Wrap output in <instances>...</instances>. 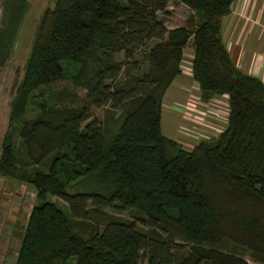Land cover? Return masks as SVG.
I'll return each mask as SVG.
<instances>
[{
    "label": "trees",
    "instance_id": "trees-1",
    "mask_svg": "<svg viewBox=\"0 0 264 264\" xmlns=\"http://www.w3.org/2000/svg\"><path fill=\"white\" fill-rule=\"evenodd\" d=\"M170 1L56 0L41 16L0 155V177L36 191L15 264H264V81L224 42L237 0H178L193 14L175 28ZM29 8L3 1L0 69ZM187 46L201 100L229 103L191 150L162 128Z\"/></svg>",
    "mask_w": 264,
    "mask_h": 264
},
{
    "label": "rangeland",
    "instance_id": "rangeland-1",
    "mask_svg": "<svg viewBox=\"0 0 264 264\" xmlns=\"http://www.w3.org/2000/svg\"><path fill=\"white\" fill-rule=\"evenodd\" d=\"M3 1L0 0V25L3 17ZM55 1L30 0V8L20 27L13 55L5 66L0 69V155L5 136L10 131L11 102L15 97L16 88L24 76L35 32L44 11L48 7H53ZM192 14L193 11L185 4L178 0H171L166 12L160 13V16L165 19L166 25L169 28H175L183 25ZM223 22L224 42L228 46L235 63L242 68H246L244 60L251 59L250 67L248 66L249 70H252V66L255 68V66L259 65L264 69V62L259 61V58L261 59L259 56L264 53V0H237L232 12L223 19ZM189 51L191 50L189 49L187 52ZM117 60L126 63V66L130 65L131 71L136 72L137 67H135V63L136 61L137 63H142L143 57L141 53H138L130 60H127L124 53H121L117 55ZM191 62V60L186 59L182 63L185 75L183 74L178 81L176 80L177 83L173 84L174 87L173 85L170 87V89L173 88L166 96V103L178 101L180 106L179 104H173L169 108L165 104L162 128L163 133L167 137L176 140H184L190 134L189 142L194 143L193 146H195V144L207 139L204 138V135L207 133L202 129L190 131L189 126H192L194 122L184 118V116L193 117L195 112L183 110L182 115L181 109H185L184 106L188 105L189 99L199 100L197 97L199 92L196 90L199 87L198 83L194 82L193 78L187 77V74H192L191 70L188 69L189 66H187L192 65ZM140 67L142 70H145L147 63H142ZM70 70L73 71L72 69ZM64 85L73 89L68 80L61 82L58 87ZM176 88L177 90H175ZM74 90L82 97L85 96V90L78 88ZM221 107L220 116L223 115L227 119V107L226 105ZM93 113L96 119L102 120L107 113V107L93 109ZM168 113H173V115L169 116ZM30 117H33V115H30ZM208 120H213V117L209 116ZM169 122L174 124L173 129L169 128ZM175 126L177 129H175ZM215 133L211 131L208 132V135L214 136ZM13 139L15 146H19L21 143L20 137L15 135ZM183 146L186 149H192L188 145ZM51 199L67 210V205L62 200L56 197H51ZM35 203L36 191L33 187L14 179L0 177V264H15L22 236ZM245 257L249 261H253L248 254H245Z\"/></svg>",
    "mask_w": 264,
    "mask_h": 264
},
{
    "label": "crops",
    "instance_id": "crops-1",
    "mask_svg": "<svg viewBox=\"0 0 264 264\" xmlns=\"http://www.w3.org/2000/svg\"><path fill=\"white\" fill-rule=\"evenodd\" d=\"M227 48H228V46H227ZM191 50V51H189V52H187L188 50ZM229 50V49H228ZM230 51V50H229ZM231 53V52H230ZM251 57V56H250ZM259 57H261V59L259 58V61L260 62H264L263 60H264V53H263V55H261V56H259ZM233 58V57H232ZM186 59L187 60H191L192 62V65H193V59H194V51H193V48L191 49V47L190 46H187V48H185V50H184V59H183V62L184 61H186ZM233 60H234V58H233ZM182 62V63H183ZM234 62H235V60H234ZM244 62L246 63V68H242L241 66H239L238 64V66L241 68V69H243L244 71H246V72H248V73H250V74H252V75H255V76H258V77H260L262 80H264V69L262 68V66L261 65H259V66H255V68L252 66V70L250 69L249 70V68H248V66L250 67V63L252 62L251 61V59H245L244 60ZM188 64V63H187ZM248 64V65H247ZM192 65H187V66H189L188 67V69L189 70H191V73H192ZM183 74H184V69L182 68V73H181V75H179L176 79H175V81L177 80L178 81V79L180 78V77H182L183 76ZM190 74V73H189ZM185 75V74H184ZM187 77H190V78H193V73L191 74V75H188L187 74ZM194 79V78H193ZM174 81V82H175ZM177 81L174 83H172V85L174 84H176L177 83ZM194 82H196L195 80H194ZM196 84V83H195ZM171 85V86H172ZM174 85H173V87H174ZM170 86V87H171ZM172 87V88H173ZM171 88V89H172ZM170 88L168 89V91H167V93H166V95H165V98H164V104H163V110H164V107H165V104L169 107V108H171V106L173 105V104H175V105H178L179 103H178V101H176V102H171V103H166L165 102V100H166V96L168 95V93L170 92V90H171ZM175 90H177V88L175 89ZM196 90L199 92V95H197V97H198V99L199 100H193L192 98L191 99H189V103H188V105H185L184 107H185V109H181L182 110V115H183V110H188V111H192V112H195V115L193 116V117H191V116H184V118H186V119H189V120H192L193 122H194V124L191 126H189V128H190V131L191 130H200V129H202V130H204L207 134H205L204 135V138H207V139H211V138H214V137H218L219 136V130H221V129H223V128H226V124H228V119H226L223 115H221L220 116V112H221V109H222V107H221V105L220 104H218V103H216V101H218V102H221V103H225V102H227L228 103V99H227V96H222V95H219V96H216V97H214L213 98V103H212V101L208 104H205V103H203V101L202 100H200V98H201V96H200V88L199 87H197L196 88ZM179 106H180V104H179ZM212 106H213V108H212ZM181 107H183V106H181ZM180 107V108H181ZM223 109H224V107H223ZM226 109V108H225ZM171 110V109H170ZM226 112H227V109H226ZM169 114V116H172L173 115V113L171 114V113H168ZM184 115H185V113H184ZM190 115V114H189ZM227 115V114H226ZM225 115V116H226ZM209 116H212L213 117V120H208V117ZM183 117V116H182ZM183 118V119H184ZM226 120H227V123H226ZM184 121V120H183ZM224 123H226V124H224ZM182 125V124H181ZM169 128L170 129H173L174 128V124L171 122H169ZM175 129H177V127L175 126ZM211 131H213V132H216L215 133V135L213 136V135H208V132H211ZM219 133V134H218ZM217 134V135H216ZM190 134L188 135V138H186V139H184V140H182V139H180V140H176V139H174V140H176V141H178L182 146L183 145H188V147H191V148H193L194 146V143H190L189 142V139H190ZM212 136V137H211ZM171 139H173V138H171ZM205 140V139H204ZM196 145V144H195ZM184 147V146H183ZM185 148V147H184Z\"/></svg>",
    "mask_w": 264,
    "mask_h": 264
},
{
    "label": "built area",
    "instance_id": "built-area-1",
    "mask_svg": "<svg viewBox=\"0 0 264 264\" xmlns=\"http://www.w3.org/2000/svg\"><path fill=\"white\" fill-rule=\"evenodd\" d=\"M227 99H228V98H227ZM200 100H201V98H200ZM211 101H212V103H213L214 100L212 99ZM211 101H210V102H211ZM210 102H209V103H210ZM203 103H204V102H203ZM209 103H208V104H209ZM216 103L220 104L221 106L226 105V107H227V119H228L229 103H227V102H225V103H221V102H218V101H216ZM205 104H207V103H205ZM224 129H225V128L219 130V133L221 134V133L224 131ZM220 134H219V135H220Z\"/></svg>",
    "mask_w": 264,
    "mask_h": 264
}]
</instances>
